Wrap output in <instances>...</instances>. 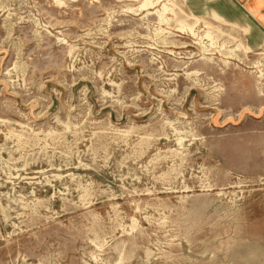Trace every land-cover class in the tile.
Returning <instances> with one entry per match:
<instances>
[{
	"label": "rangeland",
	"instance_id": "rangeland-1",
	"mask_svg": "<svg viewBox=\"0 0 264 264\" xmlns=\"http://www.w3.org/2000/svg\"><path fill=\"white\" fill-rule=\"evenodd\" d=\"M143 2L0 0V264H264V0Z\"/></svg>",
	"mask_w": 264,
	"mask_h": 264
},
{
	"label": "bare ground",
	"instance_id": "bare-ground-1",
	"mask_svg": "<svg viewBox=\"0 0 264 264\" xmlns=\"http://www.w3.org/2000/svg\"><path fill=\"white\" fill-rule=\"evenodd\" d=\"M163 2V0H156V1H152V0H144V2L142 3V6H140V10H142L143 11V9H147V10H151L152 8H154L156 5H158V4H160V3H162ZM162 7V6H161ZM144 10V11H145ZM168 10H169V8H167L166 6H164V9H163V12L162 11H160V12H158V15H159V17L160 18H162V22H169L168 20L166 21V20H164L163 19V16L168 12ZM147 14H149V13H147ZM194 20L195 21H193L194 23L193 24H188L187 25V27L184 25V24H182V22H181V25H182V29H185V28H187L188 30H189V32H191L192 34H193V36L195 37V36H197L198 37V34L196 33V28H197V30H198V26L200 25V24H205L208 28H210L211 27V25L209 24V23H207L206 21H204V20H202V19H200V18H194ZM217 32L219 33V34H224L222 31H221V29H217ZM196 37V38H197ZM202 39L203 38H207L209 41H211V42H213L212 43V46H215V38H214V36H213V34H211V33H207L206 34V36L205 37H201ZM201 39V40H202ZM200 40V39H199ZM200 42V41H199ZM197 44V43H196ZM200 44V43H199ZM211 45V44H210ZM222 47L224 48V47H226L225 45H222ZM208 49V48H207ZM246 50V53L247 52H249L250 53V50L248 49V48H246L245 49ZM207 52V51H206ZM209 52V51H208ZM227 52V54H228V51H226ZM231 53L230 54H226L227 56H230V57H233L234 59L235 58H237L236 56V54H234V51H230ZM244 53V52H243ZM221 54V53H220ZM245 54V53H244ZM221 56H222V54H221ZM229 59H231V58H229ZM247 110V109H246Z\"/></svg>",
	"mask_w": 264,
	"mask_h": 264
},
{
	"label": "crops",
	"instance_id": "crops-1",
	"mask_svg": "<svg viewBox=\"0 0 264 264\" xmlns=\"http://www.w3.org/2000/svg\"><path fill=\"white\" fill-rule=\"evenodd\" d=\"M254 5H256V4H254ZM209 19H213V20L214 19H217L219 22L226 23L227 24V22L223 18H221L217 13L210 14V18ZM255 35H257V32H255L252 35V37H253L254 40H256V38H257Z\"/></svg>",
	"mask_w": 264,
	"mask_h": 264
}]
</instances>
